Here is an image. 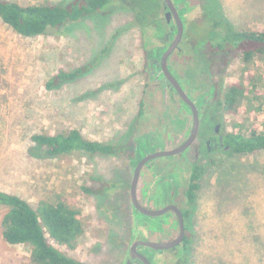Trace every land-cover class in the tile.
Segmentation results:
<instances>
[{
	"label": "rangeland",
	"instance_id": "374dc122",
	"mask_svg": "<svg viewBox=\"0 0 264 264\" xmlns=\"http://www.w3.org/2000/svg\"><path fill=\"white\" fill-rule=\"evenodd\" d=\"M8 1L66 6L74 0ZM162 6V0H118L94 16L36 37L18 35L0 20V191L34 208L41 200H61L78 210L83 233L74 248L53 244L82 264H125L135 237L161 240L148 237L146 225L136 223L129 184L139 137L153 141V153L165 148L162 140L168 147L180 143L190 124L169 104L168 92L149 77L145 56L154 55L168 33ZM186 8L187 45L171 74L193 96L208 90L209 97H221L245 66L233 52H210L208 25L223 19L234 30H264V0H186ZM84 65L92 66L77 79L46 88L58 72ZM247 68L262 77L257 89L264 91V56ZM246 116L230 115L225 129L235 133L242 124L247 130ZM73 129L87 140L114 146L116 153L50 157L31 140L35 134ZM195 149L182 159L185 173L177 158L155 159L159 169L166 168L145 205L151 210L168 202L182 208L187 177L198 159L203 172L189 216V243L149 258L150 264H184L183 251L185 264H264V151H218L197 158ZM152 178V171L145 170L139 190ZM83 188L104 192L90 194ZM5 211L0 206V264H34L28 245H8L2 239ZM175 234L169 228L162 232L166 237Z\"/></svg>",
	"mask_w": 264,
	"mask_h": 264
},
{
	"label": "trees",
	"instance_id": "16d2710c",
	"mask_svg": "<svg viewBox=\"0 0 264 264\" xmlns=\"http://www.w3.org/2000/svg\"><path fill=\"white\" fill-rule=\"evenodd\" d=\"M115 1L118 0H74L66 6H61L50 3L21 5L13 1L0 0V20L18 35L36 37L68 22L94 16ZM208 33L213 41V44L209 45L212 54L234 52L245 66L238 80L231 82L222 94L225 109L233 116L247 115L245 124L249 126L245 130L240 124L239 130L225 137V144L229 147L227 152L238 155L263 152L264 91L257 89L262 77L251 73L247 66L257 57L264 56V30H234L223 19H214L208 25ZM91 66L84 65L70 72L60 71L50 78L45 86L52 89L73 81L86 73ZM31 140L50 157L72 153L108 156L117 151L110 144L85 139L76 129L53 135L35 134ZM200 171V168L194 167L191 172L186 193L190 203L194 202L195 192L200 187ZM83 190L90 194L104 192V189ZM0 206L6 208L1 220L2 239L8 245H28L30 260L34 264H82L54 246L55 244L69 249L74 248L78 237L83 233L78 210L70 208L61 200L55 202L41 200L34 208L20 197L2 191ZM189 238L187 235L185 244L189 243ZM182 259L185 264L184 251Z\"/></svg>",
	"mask_w": 264,
	"mask_h": 264
},
{
	"label": "flooded vegetation",
	"instance_id": "af4514ba",
	"mask_svg": "<svg viewBox=\"0 0 264 264\" xmlns=\"http://www.w3.org/2000/svg\"><path fill=\"white\" fill-rule=\"evenodd\" d=\"M171 1L182 22L183 34H182L180 41L176 44L172 53L166 59V66L170 74L173 72L174 69L178 68L177 58L183 55V52H184L183 48L185 47V45H187L186 40H185L186 38L185 22L183 20V16L187 11L186 0H171ZM162 10H163V19L165 21L164 4L162 6ZM164 23H165V26L167 27V31H168L167 35H164L161 37L160 45L155 47L154 55L149 54L145 56V60L147 59V66L149 68L148 70L149 77L153 79L154 81L153 85H157L158 88H164L168 92V94L170 95L168 99L169 104L170 105L173 104L177 106V110L181 113V115L189 118L190 124H189V127L186 128L183 134V139L180 143L177 144V142H175L176 143L174 144L175 146L168 147L162 140V144L164 145L165 148L163 150L155 151L153 153H150L149 151L150 148L152 149L153 141L150 142L148 137H147L148 141L143 140L142 137L144 134L141 137H139V139L137 140L135 151H134L135 153V160L133 162L134 168L132 170L131 181L129 184V199H130V204H131V210L134 213V215L137 217L136 223L140 224L142 222V225H146L145 229L147 230L149 234L148 237H152L153 235L159 236L161 240L156 241L157 243L170 242V241L175 240L179 236V232H180L179 219H178L176 212L172 209L156 217L146 216L144 214L139 213L136 209H134L132 202H131V197H130V185L132 182L134 170H135L136 165L139 162H141L143 159L148 157L149 155H152L160 151L173 150L181 146L188 139L190 132H191V127H192V108L184 104V102L179 98L177 92L167 82L164 76V73L162 71V66H161L162 56L164 55L166 50L169 48V46L173 43L176 37V26H175L174 20L171 19L169 23H167L166 21ZM173 60H176V61L173 62ZM178 84L181 86L182 90L184 91V93L186 94L190 102L193 104L197 117H198V129H197L196 138L194 139V141L192 142V144L187 150L189 151L194 146H196L194 154L197 158L198 157L208 158L209 155L215 152L228 151L229 147L225 144V137L231 133L230 131H227L225 129V122H226V119H228V117L231 114L224 107L223 97L222 96L221 97H211V96L209 97V95L212 92L208 90H206V92H204L203 95L197 94L193 96L186 90L185 85L182 82ZM187 150L179 154L173 155V156H167L171 158H177L178 160H180L181 164L183 165L182 171L184 173H185L186 168L184 166V163H182L183 162L182 159L185 157V153L187 152ZM159 158H163V157H159ZM155 159H158V158H155ZM155 159H151L143 164V166L140 169L138 183L136 187V200L142 208L147 209V210H151L150 208L146 206H148L150 202L148 198L149 196H151V193L154 190L153 187L156 182L155 180L157 179V176L162 173V170L166 168V166H163L161 169H159V167L161 166H159L160 165L159 163L158 164L156 163ZM194 167L200 168L201 170L200 177L203 172V166L199 164V159H198L191 165L189 177H187V184H186L184 196L182 198V203H180L182 205V208H179L176 204L171 203V202H168L165 205V207L176 208L182 216V224H183V230H184L182 242L175 248L167 249V250H151L146 247H137L136 249L137 253L139 255L144 256L148 261H149V258L155 259L156 257L164 253L166 254L170 252H176L178 249L182 248L183 245H185V238L189 230V224H188L189 216L192 213V208L195 205V200H196V192H195V199L193 203L189 202V197L186 194L189 183H190L191 172ZM145 170L152 171L153 178L151 179L150 182H148V185H145L142 189L139 190V185L141 184L140 180ZM155 170H158L159 172L157 173L155 172ZM151 211H157V210H151ZM165 228L174 229L176 232L175 236H171V237L162 236V232ZM148 237H144V238H148ZM135 238H136L135 240H132V243L135 241H142L138 239V237H135ZM143 242H152V241L144 240ZM128 256H129V250H128ZM182 260L183 259H180V261ZM125 264H143V263L138 259L129 260V257H128Z\"/></svg>",
	"mask_w": 264,
	"mask_h": 264
},
{
	"label": "water",
	"instance_id": "95a60500",
	"mask_svg": "<svg viewBox=\"0 0 264 264\" xmlns=\"http://www.w3.org/2000/svg\"><path fill=\"white\" fill-rule=\"evenodd\" d=\"M162 2L164 4V10H165V14H164L165 21L167 23H169V21L171 19H173L175 22V26H176L175 40L173 41V43L169 46V48L166 50V52L162 56V60H161L162 71L164 73V76H165L167 82L177 92L179 98L184 102V104H186L187 106L192 108V127H191V132H190L188 139L181 146H179L178 148L173 149V150L160 151V152H156L152 155H149L148 157L143 159L141 162H139L135 167L132 182L130 185V197H131V202H132L134 209H136L141 214H144L146 216H152V217L160 216L163 213H165L166 211L172 209L176 212L178 219H179V225H180L179 236L173 241L161 242V243L135 241L131 244V246L129 248V256H128L129 260L138 259L143 264H150V262L144 256L139 255L137 253V251H136L137 247H146V248H149L151 250L173 249L182 242L184 230H183V224H182V216L176 208L165 207L161 210L151 211V210H147V209L142 208L138 204V202L136 200V187H137V183H138L140 169L145 162H147L151 159H155V158H159V157L173 156V155L179 154L183 151H186L190 147V145L192 144L194 139L196 138L197 129H198V117H197V114H196V111H195L193 104L190 102V100L188 99V97L186 96V94L182 90L181 86L178 84V82L172 77V75L170 74V72L166 66L167 57L172 53L176 44L180 41V39L182 37V34H183L182 22L178 16L176 9L173 6L172 1L171 0H162Z\"/></svg>",
	"mask_w": 264,
	"mask_h": 264
}]
</instances>
